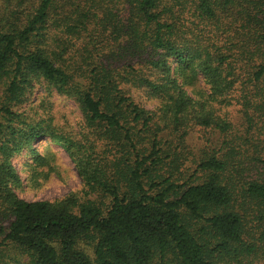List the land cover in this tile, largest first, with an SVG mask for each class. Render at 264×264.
I'll return each instance as SVG.
<instances>
[{
    "label": "trees",
    "instance_id": "16d2710c",
    "mask_svg": "<svg viewBox=\"0 0 264 264\" xmlns=\"http://www.w3.org/2000/svg\"><path fill=\"white\" fill-rule=\"evenodd\" d=\"M0 264H264V0H0Z\"/></svg>",
    "mask_w": 264,
    "mask_h": 264
},
{
    "label": "rangeland",
    "instance_id": "374dc122",
    "mask_svg": "<svg viewBox=\"0 0 264 264\" xmlns=\"http://www.w3.org/2000/svg\"><path fill=\"white\" fill-rule=\"evenodd\" d=\"M47 94L41 89H35L29 103H35L34 101L46 103L48 111H52L55 118L70 129L80 118L76 105L66 97L54 93ZM150 107V105L147 106V108ZM34 147L40 153L51 156L52 171L46 169L48 176L32 184L26 167L27 163L31 161V157L26 156L28 153L26 151L22 153L13 162L21 181L20 187L16 190V194L20 198L28 201H54L81 190L82 182L77 169L63 149L50 143L47 139L38 140L35 142Z\"/></svg>",
    "mask_w": 264,
    "mask_h": 264
}]
</instances>
